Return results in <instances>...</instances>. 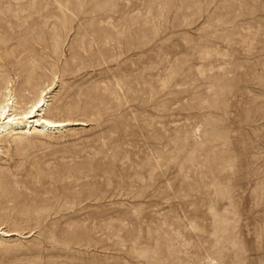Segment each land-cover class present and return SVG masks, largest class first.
<instances>
[{
    "label": "rangeland",
    "instance_id": "rangeland-1",
    "mask_svg": "<svg viewBox=\"0 0 264 264\" xmlns=\"http://www.w3.org/2000/svg\"><path fill=\"white\" fill-rule=\"evenodd\" d=\"M41 89L84 124L0 137V264H264V0H0Z\"/></svg>",
    "mask_w": 264,
    "mask_h": 264
},
{
    "label": "bare ground",
    "instance_id": "bare-ground-1",
    "mask_svg": "<svg viewBox=\"0 0 264 264\" xmlns=\"http://www.w3.org/2000/svg\"><path fill=\"white\" fill-rule=\"evenodd\" d=\"M6 84L4 85L6 86ZM50 85L51 84H48L47 87L49 88ZM3 95L4 99L0 101V137L6 134L18 135L43 132L45 130L58 131L68 125L84 124V122L80 121H72L70 119H55L49 117L46 114L47 92H44V90H42V93L37 96V98L29 107L20 110H18V106H16L17 102H15L13 96L10 95L9 90ZM46 134L47 133H45V135ZM16 234L17 231L15 230H4L2 227H0V237H10Z\"/></svg>",
    "mask_w": 264,
    "mask_h": 264
}]
</instances>
